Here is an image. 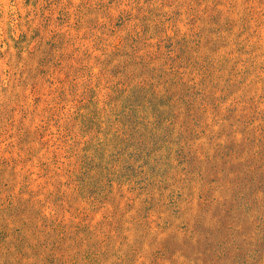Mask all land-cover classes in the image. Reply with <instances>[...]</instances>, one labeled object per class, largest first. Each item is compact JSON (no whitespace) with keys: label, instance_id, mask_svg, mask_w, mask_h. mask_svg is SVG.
I'll use <instances>...</instances> for the list:
<instances>
[{"label":"rangeland","instance_id":"374dc122","mask_svg":"<svg viewBox=\"0 0 264 264\" xmlns=\"http://www.w3.org/2000/svg\"><path fill=\"white\" fill-rule=\"evenodd\" d=\"M0 264H264V0H0Z\"/></svg>","mask_w":264,"mask_h":264}]
</instances>
